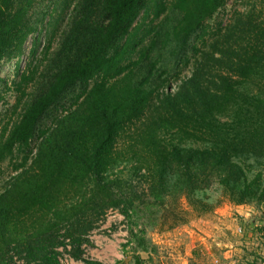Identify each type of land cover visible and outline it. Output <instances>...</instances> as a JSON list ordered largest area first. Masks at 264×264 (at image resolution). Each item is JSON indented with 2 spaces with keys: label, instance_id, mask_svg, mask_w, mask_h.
<instances>
[{
  "label": "trees",
  "instance_id": "16d2710c",
  "mask_svg": "<svg viewBox=\"0 0 264 264\" xmlns=\"http://www.w3.org/2000/svg\"><path fill=\"white\" fill-rule=\"evenodd\" d=\"M35 1L0 0V67L49 29L0 129V167L15 174L0 191V264L13 252L59 264L60 239L80 259L110 209L144 248L138 222L173 229L181 201L197 216L214 193L264 203V0L214 28L229 0H53L46 22Z\"/></svg>",
  "mask_w": 264,
  "mask_h": 264
},
{
  "label": "rangeland",
  "instance_id": "374dc122",
  "mask_svg": "<svg viewBox=\"0 0 264 264\" xmlns=\"http://www.w3.org/2000/svg\"><path fill=\"white\" fill-rule=\"evenodd\" d=\"M253 0H229L218 10L213 18L207 21V26L215 27L217 23L226 24L234 12H245ZM53 0H36L32 6V20L44 18L52 11ZM42 15H45L42 17ZM67 20L58 24V32L53 39V48L58 44V35L65 30ZM49 29H41L37 37L36 59H40L41 51L46 45V34ZM33 37L25 44L23 56L6 60L0 67V129L13 116L14 106L19 94L12 83L31 63L30 50L34 47ZM34 38V39H35ZM190 76V70L184 72L181 78ZM19 80V79H18ZM16 80V81H18ZM180 82L172 81L168 92L174 93ZM31 86L27 90L30 93ZM19 111V110H18ZM125 171V170H124ZM15 174L12 166L5 162L0 167V191L5 182ZM215 205L212 212L197 216L187 206L180 202V209L185 213L184 222L168 229L160 226L161 221L150 224L146 218L138 222L135 232L143 229L144 248L137 247V242L130 240L131 227L120 211L110 209L87 237V242L81 246V257L71 256L72 247L69 241L54 249L59 264H136L139 257L142 264H264V203L259 205L235 206L213 194ZM158 214H160L158 212ZM161 215V214H160ZM112 217V219H110ZM142 224H144L142 226ZM17 253L19 251H16ZM13 252L6 259L9 264H24V254Z\"/></svg>",
  "mask_w": 264,
  "mask_h": 264
},
{
  "label": "built area",
  "instance_id": "2783aa9c",
  "mask_svg": "<svg viewBox=\"0 0 264 264\" xmlns=\"http://www.w3.org/2000/svg\"><path fill=\"white\" fill-rule=\"evenodd\" d=\"M110 219H112V217H110Z\"/></svg>",
  "mask_w": 264,
  "mask_h": 264
}]
</instances>
